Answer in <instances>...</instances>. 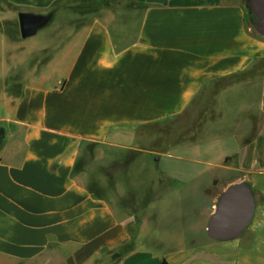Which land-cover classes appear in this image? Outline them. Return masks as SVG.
I'll use <instances>...</instances> for the list:
<instances>
[{
	"label": "crops",
	"instance_id": "1",
	"mask_svg": "<svg viewBox=\"0 0 264 264\" xmlns=\"http://www.w3.org/2000/svg\"><path fill=\"white\" fill-rule=\"evenodd\" d=\"M67 1L0 0V264H106L130 241L113 264H264V38L251 30L244 0H114L86 21L50 23V44L34 50L5 31L19 12L68 10ZM125 10H141L140 20L120 21ZM208 98L213 117L201 119L195 144L229 147L198 163L210 182L151 184L152 201L126 187L128 203L109 201L96 168L117 176V191L118 176L154 139L148 128ZM220 176L229 179L222 185ZM238 182L255 193L252 223L234 241H213L205 230L215 201ZM174 204L171 234L150 230L139 242L157 225L148 213L162 223L157 208ZM192 231L189 243L182 237Z\"/></svg>",
	"mask_w": 264,
	"mask_h": 264
},
{
	"label": "rangeland",
	"instance_id": "2",
	"mask_svg": "<svg viewBox=\"0 0 264 264\" xmlns=\"http://www.w3.org/2000/svg\"><path fill=\"white\" fill-rule=\"evenodd\" d=\"M117 4L114 2V0H68L63 6L65 9L68 10H56L53 13L52 19L50 20L49 24H56V23H64L69 22L70 23H79L86 21L88 19V16H86L87 13L93 14L96 13L98 10L102 7H108V6H116ZM127 5V4H124ZM122 7V6H121ZM120 12V10H119ZM125 12H127L125 10ZM124 12V13H125ZM124 15V14H123ZM123 15V21H128L127 18H125ZM18 25V23H17ZM52 25L46 26L38 31V33L31 38H28L26 40L21 41L24 44L25 48H30V50H34V48H38L43 45H49L52 38L47 35V33L50 32V29ZM135 26V24H134ZM5 28H9L10 32H13L11 30H15L16 32V23L15 19L12 21H8L4 23ZM24 51V52H22ZM19 55H23L26 57L23 58L25 61H27L28 58H30L29 55L25 52L26 49L22 50ZM43 55L45 53H42ZM35 56V55H34ZM41 56V55H40ZM33 57V56H32ZM45 57V56H43ZM19 57H16V59ZM40 58V57H39ZM14 60V58L12 57ZM35 57L32 58L34 60ZM28 62V61H27ZM28 64V63H27ZM18 70L14 73V75H17L19 78V74L21 71H23L25 68L18 66ZM28 68V67H27ZM26 68V69H27ZM2 70V64L0 63V72ZM208 101H204L202 104L200 103L195 107L194 110H191L187 113V115L183 117H175L171 118L168 121H165L160 124L154 125L152 128H148V134L153 135V141H150L146 148H144V153H140L137 158L133 160V164H129V166L126 165L124 170H128L126 175H120L119 181H122L121 188L118 187V190H115V182H116V175L112 174H106L104 175L103 169H97L96 172L100 171V174H94L95 178H105L107 179L108 184L110 187H108L107 196L109 201H115L118 205L125 203H128L127 199L130 198L131 192L127 189H130L132 186L134 188V193L140 195H143L140 200L147 199L151 201L155 199L156 194L155 192H152V194L147 195L144 194V191L147 190L148 185L155 184V185H162V184H172L174 186L179 187V183H193V184H200L202 186L206 185L210 182L211 175L202 173L204 166L199 165L198 163L202 161L205 155H211L212 157L209 159L217 160V158L222 153H227L229 151V147L227 145H218V143H197L195 144V135L197 133L200 134L201 132V119L208 117H213L212 113L210 111V98L207 99ZM208 102V103H207ZM208 104V105H207ZM208 106V108H207ZM234 107V105H233ZM229 118H232L231 115H228L222 119V121H227ZM252 122H255V117L252 115L251 117ZM211 125L206 126V128H210ZM205 128V129H206ZM169 136V138H167ZM186 139L189 140L187 142ZM154 153V155H153ZM163 155H159L162 154ZM112 154H118L122 156V161L126 162L129 160L131 153L126 151H121L120 149H113ZM165 154L172 155L170 158L165 156ZM87 158L90 162L91 161V155H87ZM160 156V159L158 160V157ZM89 162V163H90ZM130 162V161H129ZM91 166V165H90ZM89 166V167H90ZM114 165L108 167L109 170H114ZM116 170V169H115ZM167 170L170 171L172 174L171 178H163V175L161 174L162 171ZM118 171H121L119 169ZM134 172L132 175H128L131 172ZM221 180V184L225 182L224 179H229L225 177H219ZM118 186V185H117ZM116 186V187H117ZM221 186V185H220ZM110 188V189H109ZM177 191V189H176ZM174 194V192H171ZM176 193V192H175ZM124 196V197H122ZM161 199V198H160ZM160 199H156L154 202L160 201ZM162 200V199H161ZM146 201V202H147ZM129 208V206H128ZM130 209V208H129ZM140 209V208H139ZM151 209V208H150ZM161 212L162 220L159 222V217L150 215L154 217L152 218V221H154L157 225L151 224L145 232H141L142 234H139L138 241L142 240V242H145L149 239V236H151L150 230L153 231L154 236H168L171 234V232L175 229L176 225L174 222L170 220L171 217H175L178 214L179 207L177 204L168 206V207H158L157 208ZM150 211V210H149ZM152 211V209H151ZM158 214V213H157ZM182 216H185L184 214ZM147 216L146 219H149ZM166 223V227H162L161 229L157 230L155 227L162 225L163 223ZM146 228V227H145ZM135 228H132V231L134 232ZM176 234V233H174ZM195 233L192 231L190 233H186V236H183L182 238H185L187 242H192L193 238L192 236ZM177 235V234H176ZM158 239V238H157ZM153 239H151L152 241ZM150 241V239H149ZM163 241V240H162ZM177 241V240H176ZM176 241H171L169 238H167L164 242H166V246H174L177 245ZM165 246V247H166ZM128 248H123L119 255L126 253ZM163 249V248H161ZM119 255H113V256H107V263L106 264H113L116 259L119 257Z\"/></svg>",
	"mask_w": 264,
	"mask_h": 264
},
{
	"label": "water",
	"instance_id": "3",
	"mask_svg": "<svg viewBox=\"0 0 264 264\" xmlns=\"http://www.w3.org/2000/svg\"><path fill=\"white\" fill-rule=\"evenodd\" d=\"M244 9L251 30L264 38V0H244ZM52 13L46 15L19 12L17 23L19 37L23 40L34 37L49 24ZM256 209V197L246 182L229 185L217 197L213 212L206 224L209 239L227 243L239 238L252 223Z\"/></svg>",
	"mask_w": 264,
	"mask_h": 264
},
{
	"label": "trees",
	"instance_id": "4",
	"mask_svg": "<svg viewBox=\"0 0 264 264\" xmlns=\"http://www.w3.org/2000/svg\"><path fill=\"white\" fill-rule=\"evenodd\" d=\"M50 13H53V12H50ZM135 13V14H134ZM131 14H134L133 16L131 15ZM130 14V12H125L124 13V17L125 18H127L128 19V21H132L133 23H136V22H138L139 20H140V16H141V10H133V13H131ZM91 14L90 13H87L86 14V16H90ZM53 16V15H52ZM124 19H123V17L121 16L120 17V21H123ZM15 23H16V32L17 33H15L16 35H17V37H19V30H18V25H17V20H15ZM2 26H1V24H0V28H1ZM5 31L12 37L13 35L12 34H10V33H14V29L13 30H11V31H13V32H10V29L7 27V28H5ZM254 33V32H253ZM255 34V33H254ZM256 35V34H255ZM136 41V39L134 40V42ZM131 43H133V42H131ZM3 137H4V131L2 130V129H0V141H1V139H3ZM131 244H132V242L130 241V242H128L123 248H128L127 249V251L131 248ZM122 248V249H123ZM126 251V252H127ZM116 255H118V254H116ZM119 256H121V255H119ZM162 264H166L164 261H162Z\"/></svg>",
	"mask_w": 264,
	"mask_h": 264
}]
</instances>
